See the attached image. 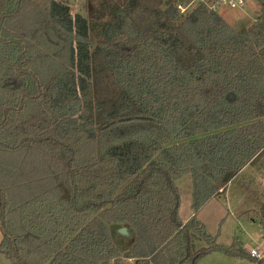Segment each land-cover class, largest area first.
I'll use <instances>...</instances> for the list:
<instances>
[{
	"label": "trees",
	"instance_id": "16d2710c",
	"mask_svg": "<svg viewBox=\"0 0 264 264\" xmlns=\"http://www.w3.org/2000/svg\"><path fill=\"white\" fill-rule=\"evenodd\" d=\"M178 1L86 0L73 14L69 0H0V253L12 264H197L218 249L264 263L196 217L264 157V0L239 29Z\"/></svg>",
	"mask_w": 264,
	"mask_h": 264
},
{
	"label": "rangeland",
	"instance_id": "374dc122",
	"mask_svg": "<svg viewBox=\"0 0 264 264\" xmlns=\"http://www.w3.org/2000/svg\"><path fill=\"white\" fill-rule=\"evenodd\" d=\"M85 1L69 0L72 13L85 12ZM216 12L233 28L239 29L247 25L252 20V16L253 20L257 19L262 12V6L257 0H250L249 7L245 11L219 7ZM263 167L264 157L255 164L249 165L244 174L235 177L228 184L222 195L210 198L196 212L197 219L204 224L206 231L215 237L218 244L227 247L235 243L248 251L252 248L264 250V221L259 215V207L264 196V182L261 175ZM176 184L179 190L178 213L185 222L184 219H190L195 213L192 207L191 173L183 174L176 180ZM132 233L134 236V232ZM2 236L0 227V241ZM196 245L201 247L205 242L198 240ZM132 262H135V259ZM0 264L12 263L5 254L0 253ZM197 264H251V261L247 257L232 255L218 249L200 257Z\"/></svg>",
	"mask_w": 264,
	"mask_h": 264
},
{
	"label": "built area",
	"instance_id": "2783aa9c",
	"mask_svg": "<svg viewBox=\"0 0 264 264\" xmlns=\"http://www.w3.org/2000/svg\"><path fill=\"white\" fill-rule=\"evenodd\" d=\"M249 1L250 0H187L186 2L178 1L177 7L181 11H185L190 6H192L194 3L201 2V3H204L208 9L215 10V11L219 7H227L231 9L245 10ZM250 255L256 258H262L264 257V250L261 251L258 248H252L250 250Z\"/></svg>",
	"mask_w": 264,
	"mask_h": 264
},
{
	"label": "water",
	"instance_id": "95a60500",
	"mask_svg": "<svg viewBox=\"0 0 264 264\" xmlns=\"http://www.w3.org/2000/svg\"><path fill=\"white\" fill-rule=\"evenodd\" d=\"M117 231L121 235H124V236H127V237L131 236V231H130L129 227H127V226H121V227L118 228Z\"/></svg>",
	"mask_w": 264,
	"mask_h": 264
},
{
	"label": "crops",
	"instance_id": "0c3cea01",
	"mask_svg": "<svg viewBox=\"0 0 264 264\" xmlns=\"http://www.w3.org/2000/svg\"><path fill=\"white\" fill-rule=\"evenodd\" d=\"M249 2H250V1H249ZM249 2H248V4H247L246 9L249 7ZM246 9H245V10H246ZM245 10H243V11H245ZM253 18H254V17L252 16V20H253ZM188 219H189V218H186V219H184V221L186 222V220H188ZM131 261H133V259H132Z\"/></svg>",
	"mask_w": 264,
	"mask_h": 264
}]
</instances>
